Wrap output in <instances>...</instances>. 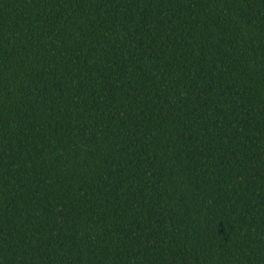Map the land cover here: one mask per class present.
<instances>
[{
	"label": "trees",
	"instance_id": "trees-1",
	"mask_svg": "<svg viewBox=\"0 0 264 264\" xmlns=\"http://www.w3.org/2000/svg\"><path fill=\"white\" fill-rule=\"evenodd\" d=\"M0 264H264V0H0Z\"/></svg>",
	"mask_w": 264,
	"mask_h": 264
}]
</instances>
